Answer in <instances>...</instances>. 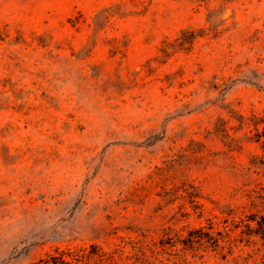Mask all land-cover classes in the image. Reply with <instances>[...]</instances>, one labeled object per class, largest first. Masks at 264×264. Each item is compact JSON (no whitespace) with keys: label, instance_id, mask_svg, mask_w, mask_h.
Instances as JSON below:
<instances>
[{"label":"rangeland","instance_id":"374dc122","mask_svg":"<svg viewBox=\"0 0 264 264\" xmlns=\"http://www.w3.org/2000/svg\"><path fill=\"white\" fill-rule=\"evenodd\" d=\"M264 264V0H0V264Z\"/></svg>","mask_w":264,"mask_h":264},{"label":"trees","instance_id":"16d2710c","mask_svg":"<svg viewBox=\"0 0 264 264\" xmlns=\"http://www.w3.org/2000/svg\"><path fill=\"white\" fill-rule=\"evenodd\" d=\"M90 249L89 252H85V250L61 252L54 256H48L46 259L40 260L37 264H89L91 257L94 255L98 257V260L112 258L111 253L99 252V249L95 246H91Z\"/></svg>","mask_w":264,"mask_h":264}]
</instances>
